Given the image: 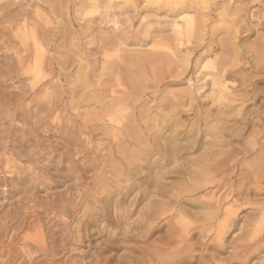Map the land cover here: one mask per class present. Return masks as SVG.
Returning <instances> with one entry per match:
<instances>
[{"label":"clouds","instance_id":"clouds-1","mask_svg":"<svg viewBox=\"0 0 264 264\" xmlns=\"http://www.w3.org/2000/svg\"><path fill=\"white\" fill-rule=\"evenodd\" d=\"M0 264H264V0H0Z\"/></svg>","mask_w":264,"mask_h":264}]
</instances>
